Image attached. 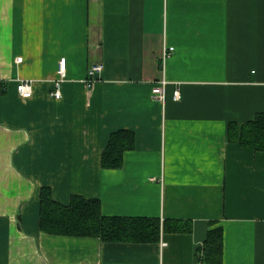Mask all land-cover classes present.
Segmentation results:
<instances>
[{
	"label": "crops",
	"instance_id": "obj_1",
	"mask_svg": "<svg viewBox=\"0 0 264 264\" xmlns=\"http://www.w3.org/2000/svg\"><path fill=\"white\" fill-rule=\"evenodd\" d=\"M262 112L264 0H0V264H195L218 226L223 264H264V150L229 137ZM120 128L135 146L103 168ZM43 187L64 204L99 198L104 215L192 231L146 243L47 232Z\"/></svg>",
	"mask_w": 264,
	"mask_h": 264
},
{
	"label": "trees",
	"instance_id": "obj_2",
	"mask_svg": "<svg viewBox=\"0 0 264 264\" xmlns=\"http://www.w3.org/2000/svg\"><path fill=\"white\" fill-rule=\"evenodd\" d=\"M4 92V91H2ZM231 140L257 150H264V112L253 121L238 127L231 123ZM136 133L130 128H120L111 133L101 156L103 168H119L123 165L127 150L135 146ZM41 228L47 232L71 236H97L103 241L156 242L162 231L190 232L189 220L164 219L156 216L104 215L99 198H87L74 194L68 204L53 197L51 188L41 192ZM223 227L211 228L202 251L207 264H223Z\"/></svg>",
	"mask_w": 264,
	"mask_h": 264
},
{
	"label": "built area",
	"instance_id": "obj_3",
	"mask_svg": "<svg viewBox=\"0 0 264 264\" xmlns=\"http://www.w3.org/2000/svg\"><path fill=\"white\" fill-rule=\"evenodd\" d=\"M174 50L173 46H167L164 49V59L168 56H170L172 54ZM22 59V57H20ZM102 68V65H94L90 68L89 71V75L87 78V82L89 86H93L94 82L97 80L96 78V73L99 72ZM66 71H67V59L66 57H61L60 61H59V78L56 80L55 83V89L54 92L52 93L53 96L60 98L62 95V91H61V87H62V83L65 81L66 79ZM169 82L167 81V79L164 77L163 79L156 81L153 85V89H152V96L155 100L158 101H164L165 97H166V86ZM18 91L19 93L23 96V97H31L32 93H33V85L31 81L28 80H22L18 82L17 85ZM173 98L175 100H179L181 98V92H180V88L177 87L174 92H173ZM195 264H207L205 261L203 260H199L197 263Z\"/></svg>",
	"mask_w": 264,
	"mask_h": 264
},
{
	"label": "rangeland",
	"instance_id": "obj_4",
	"mask_svg": "<svg viewBox=\"0 0 264 264\" xmlns=\"http://www.w3.org/2000/svg\"><path fill=\"white\" fill-rule=\"evenodd\" d=\"M157 178V177H156Z\"/></svg>",
	"mask_w": 264,
	"mask_h": 264
}]
</instances>
